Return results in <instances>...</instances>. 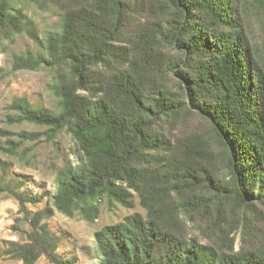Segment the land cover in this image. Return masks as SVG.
<instances>
[{"label": "trees", "instance_id": "16d2710c", "mask_svg": "<svg viewBox=\"0 0 264 264\" xmlns=\"http://www.w3.org/2000/svg\"><path fill=\"white\" fill-rule=\"evenodd\" d=\"M63 10L61 32L42 41L31 19L0 0V38L25 32L45 52L15 56L14 67L51 70L59 103L54 113L16 100L14 120L45 127L48 141L66 132L78 155L56 173L54 208L92 222L100 200L132 209L137 195L144 216L95 233L101 264H264V234L258 248L234 252L229 233L227 250L180 233L183 220L226 224L228 200L246 214L242 239L264 214V65L248 25L259 19L264 45V0H73ZM143 16L151 22L140 24ZM188 112L207 124L218 157L197 136L180 141ZM14 196L30 230L12 255L73 264L42 223L52 210L30 214L26 204L40 199Z\"/></svg>", "mask_w": 264, "mask_h": 264}, {"label": "rangeland", "instance_id": "374dc122", "mask_svg": "<svg viewBox=\"0 0 264 264\" xmlns=\"http://www.w3.org/2000/svg\"><path fill=\"white\" fill-rule=\"evenodd\" d=\"M43 6H38L30 0H10L12 10L19 9L31 19L39 39L49 34L61 32L63 5L72 6L73 0H51ZM153 0H151L152 2ZM156 1V0H154ZM165 21L170 14L164 12ZM150 18V17H149ZM142 17L140 24L150 23ZM249 22L253 39L259 43L257 58L264 65V45L259 39L260 26L258 18ZM150 21V22H147ZM260 22L262 23L261 19ZM31 53L45 55L44 48L32 41L25 32L17 33L9 39L0 38V264H24L15 258L10 250L16 245L25 243L24 233L30 226L19 212V204L14 194L38 197L35 205L26 204L30 214L45 209H51L52 214L44 218L42 223L57 239L56 254L64 261L73 264H101L100 252L94 241V235L103 227L124 222L125 218L139 213L145 215L139 205L138 197L132 193L134 207L123 208L106 199L98 203V214L92 222L82 218L78 212L68 217L58 212L52 205L51 194L54 191L56 173L68 166L78 165V155L71 138L64 131L59 132L54 139L47 140L46 128L28 122L15 121L17 113L11 109L14 101L25 99L34 109L49 110L59 113L58 98L52 91L54 74L51 70L37 68L35 70H17L14 67L15 56ZM184 109V108H183ZM181 120L180 141L196 139L207 146L216 156L220 147L212 141L207 124L193 113L188 112ZM24 134L28 139L20 140ZM15 146L13 152L8 149ZM220 162L216 161V165ZM264 213V208L261 209ZM246 215L237 209L231 200L225 202L222 209V225L212 228L209 218H200L197 224L183 220L180 233L187 237H197L203 243H211L222 250H227L229 242L226 233L234 239V252L248 247L258 248L264 234V214L251 225V237L242 239L238 220ZM255 241L254 244H248ZM34 264H52L45 256H41Z\"/></svg>", "mask_w": 264, "mask_h": 264}]
</instances>
